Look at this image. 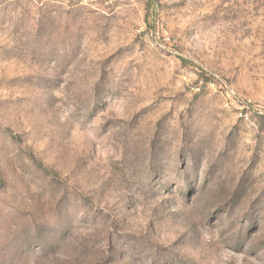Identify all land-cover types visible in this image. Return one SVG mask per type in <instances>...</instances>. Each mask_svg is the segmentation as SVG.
Instances as JSON below:
<instances>
[{
  "label": "rangeland",
  "instance_id": "1",
  "mask_svg": "<svg viewBox=\"0 0 264 264\" xmlns=\"http://www.w3.org/2000/svg\"><path fill=\"white\" fill-rule=\"evenodd\" d=\"M0 264H264V0H0Z\"/></svg>",
  "mask_w": 264,
  "mask_h": 264
}]
</instances>
